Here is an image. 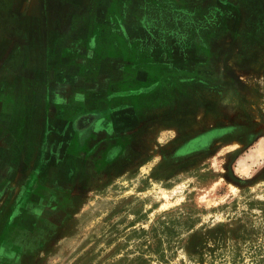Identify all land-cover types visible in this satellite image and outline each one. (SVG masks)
Segmentation results:
<instances>
[{
  "label": "rangeland",
  "instance_id": "1",
  "mask_svg": "<svg viewBox=\"0 0 264 264\" xmlns=\"http://www.w3.org/2000/svg\"><path fill=\"white\" fill-rule=\"evenodd\" d=\"M39 2L49 31L91 19L77 48L85 70L108 74L93 84L128 109L87 152L89 132L74 142L77 175L48 140L61 128L47 125L62 114L55 95L32 96L33 151L25 159L17 143L27 170L0 205V264H264V0H128L91 14L86 2L23 0L20 11ZM0 20L14 36L18 16ZM52 163L57 177L43 170Z\"/></svg>",
  "mask_w": 264,
  "mask_h": 264
},
{
  "label": "crops",
  "instance_id": "2",
  "mask_svg": "<svg viewBox=\"0 0 264 264\" xmlns=\"http://www.w3.org/2000/svg\"><path fill=\"white\" fill-rule=\"evenodd\" d=\"M63 1L75 6L86 2L87 5H84L80 12L88 14H91V12H116L115 10L121 13L124 12L122 10L128 4V0H119L117 5L111 6V3L117 2L108 0L104 9L100 8L101 10H99L90 8L91 0ZM22 2L23 0H0V13L17 15L19 18L18 24L25 32L21 38H16L15 33L19 26H13L11 31L14 36H10L9 33L5 36L6 28L0 20V205L9 198V194H7L8 187L15 185L17 172L27 170V166H23L21 169L16 167L17 143H19L20 151L22 150V154H20L24 155L25 159H30L28 153L33 151V138L30 134L31 127L34 124L30 117V112L33 109V95L46 101L49 93L48 87L51 94L55 95L57 109L62 111V114L59 119H51V122L47 125L54 124V127L58 125L61 128L59 132H56V135L53 134V137L51 136L48 140L56 149L59 148L53 154L57 161L59 160L62 163L65 161L70 163L71 166L78 165L71 172L73 173L79 169L76 174L80 173L79 166L83 159L79 153L80 151L76 155L69 153L72 150H79V147L74 146V142L80 141V139L78 141V138L82 133L89 132L91 134V123L92 129H94L93 134L107 136V134L115 133V126L121 127L119 119L125 115L128 109V107H126V110L119 107L112 109V101L106 96L110 94V91L105 90L102 83L97 87L93 84L97 79L109 78L108 74L98 77L96 75L94 81H91V69L89 72L85 70L84 57L83 55L81 57L83 51L77 48L81 45L79 40L83 31H91V19L87 22V20L80 21L79 17H74L68 34L53 30L49 31L45 28L42 3L33 4L26 14L20 11ZM137 2L138 0H135V4ZM111 7L114 9L111 10ZM80 30L79 36L78 31ZM101 44H103L102 39ZM20 46L24 48L22 49ZM75 55L80 58L77 62L73 61ZM69 57H71V60L67 59ZM68 60L69 62H67ZM88 63V67L91 68V59ZM32 77L36 79L33 80ZM60 78L66 79V82H60ZM44 103H40L43 110L48 108L47 105H43ZM22 106L25 115L28 114L29 118L23 116L21 122L22 119L17 120L16 112L17 108L20 109ZM70 116L73 117L71 122L65 121ZM91 118H93V122ZM81 121H87L88 123L86 122L87 126L80 129ZM108 124L111 127L107 129ZM67 126L69 127L67 128ZM57 136L58 139L68 142L62 141V144L58 145L54 141ZM91 141L90 135L81 146L84 153L90 150ZM49 147L50 145H47L45 151L44 149L43 151L47 153ZM47 155L45 154L46 158H48ZM53 165V163L46 164L43 170L57 177L62 170L59 172L54 171L50 168ZM73 181L75 182L76 179L74 178Z\"/></svg>",
  "mask_w": 264,
  "mask_h": 264
},
{
  "label": "flooded vegetation",
  "instance_id": "3",
  "mask_svg": "<svg viewBox=\"0 0 264 264\" xmlns=\"http://www.w3.org/2000/svg\"><path fill=\"white\" fill-rule=\"evenodd\" d=\"M131 104H132V103H131ZM133 105L136 106V107H138L139 103H137V102L135 103V102H134ZM136 107H134L133 110H136ZM125 126H127V125H125ZM109 127H111V126L108 124V125L106 126V128L108 129ZM121 127H122V126H121ZM121 127H119V128H121ZM88 128H89V127H88ZM116 128H117V127L115 126V131H116ZM93 132H94V129H92V123H91V139H93L94 136L96 135V134H93ZM107 135H109V134H107ZM78 137H79V135H78ZM80 137H81V136H80ZM78 140H79V139H78ZM91 142H92V141H91Z\"/></svg>",
  "mask_w": 264,
  "mask_h": 264
},
{
  "label": "trees",
  "instance_id": "4",
  "mask_svg": "<svg viewBox=\"0 0 264 264\" xmlns=\"http://www.w3.org/2000/svg\"><path fill=\"white\" fill-rule=\"evenodd\" d=\"M191 240H192V239H191ZM191 240H190V241H191Z\"/></svg>",
  "mask_w": 264,
  "mask_h": 264
}]
</instances>
